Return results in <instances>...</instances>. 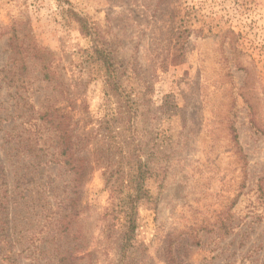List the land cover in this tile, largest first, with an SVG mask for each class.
Listing matches in <instances>:
<instances>
[{
	"label": "rangeland",
	"instance_id": "374dc122",
	"mask_svg": "<svg viewBox=\"0 0 264 264\" xmlns=\"http://www.w3.org/2000/svg\"><path fill=\"white\" fill-rule=\"evenodd\" d=\"M58 107L87 168L69 234L71 174L43 167L60 133L30 124ZM0 118L2 190L17 201L0 264H70L71 250L73 264H264V0H0ZM21 156L42 164L22 179L28 201ZM142 168L152 200L122 259L126 219L106 214V179Z\"/></svg>",
	"mask_w": 264,
	"mask_h": 264
},
{
	"label": "trees",
	"instance_id": "16d2710c",
	"mask_svg": "<svg viewBox=\"0 0 264 264\" xmlns=\"http://www.w3.org/2000/svg\"><path fill=\"white\" fill-rule=\"evenodd\" d=\"M78 23L82 26V31H88L87 27L83 24V20L79 18ZM94 54L100 55V48L98 46H95L94 48ZM45 69H50L52 71L51 65L49 64L45 65ZM52 72L48 73L46 75L47 78L50 77ZM8 119V118H7ZM1 122H7L8 120H5L3 118H0ZM31 128L34 129V131H38L43 128H46L47 125H50L51 129H56L59 134V140L61 142L57 143V148H59L60 152L56 154V156H53V160H49L43 165V167H47L49 164H55L58 166H61L62 169L65 170L67 174H71L70 180L67 181V189L70 191H67L68 195L66 198L60 200L59 206L66 211H69V215H65L63 218L59 220L61 223V232L63 234H69L70 231L73 228V222L74 219L78 218L80 216V200L82 197L83 189H84V172L87 168H85L84 160L79 157L75 151L74 144H72L73 139V133L75 125L72 124V120L70 119V115L66 113L61 108H56L54 110H50L46 113L40 114L37 119L30 121ZM26 125V124H25ZM24 125V126H25ZM31 135H34L33 138L39 140L42 138V135L37 134V132H30ZM37 134V135H36ZM30 135V134H29ZM28 136V135H27ZM30 138V137H29ZM28 142H33L30 139H27ZM71 143V144H70ZM28 147V146H25ZM34 151V150H32ZM23 158L22 160V166L25 167V170L22 172V176H20V180H18V183H21L20 198H23L24 200H29L31 195V190L28 189L27 182H22V179H27L28 181H31V179L38 178V174L40 172L38 171L42 164L37 167L33 168L32 158L30 156H21ZM56 157V158H55ZM30 168L31 172L27 173L26 169ZM42 168V167H41ZM6 168L3 164L0 163V172H3V178H1V184H0V221H4L9 218V207L8 205L12 202L16 203L17 201L13 199L14 193H11L9 190H2L4 186H6V182L4 181V172ZM149 174V176H148ZM117 175V173H113L106 179V189H108L111 193L112 198V208H109L107 210L108 217H110V214L116 215L115 211H120L123 213L125 219H126V226L123 233H121V256L122 259H125L128 257V253L131 249L135 247V241H136V230H137V224H138V217H139V208L144 202L151 201L152 198L149 196V192L146 188L145 180L146 177L151 176V174L142 168V170L135 169L131 172L130 177L126 182H122V180L119 182L120 178L117 177L116 179H113V177ZM118 183L122 186L123 189H128L129 194L127 197L122 198L120 202H118L117 198H115L117 191L115 190ZM54 184V183H53ZM7 187V186H6ZM59 187L55 186L52 188V190H47V188L37 189L36 194H42V196H46L49 199H53L55 192H59ZM133 193V194H132ZM17 196V195H16ZM13 199V200H11ZM33 202V201H32ZM31 202V203H32ZM28 205V202L26 203ZM111 212V213H110ZM9 222H5V224H8ZM78 250L69 251L70 255V264H73V261L75 260H81L83 257L78 258L76 257L79 253ZM11 253V251H10ZM128 254V255H127ZM127 255V256H126Z\"/></svg>",
	"mask_w": 264,
	"mask_h": 264
}]
</instances>
